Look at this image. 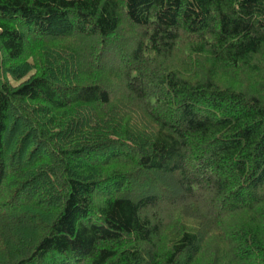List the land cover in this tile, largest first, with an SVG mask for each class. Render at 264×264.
<instances>
[{"label":"trees","instance_id":"1","mask_svg":"<svg viewBox=\"0 0 264 264\" xmlns=\"http://www.w3.org/2000/svg\"><path fill=\"white\" fill-rule=\"evenodd\" d=\"M0 264H264V0H0Z\"/></svg>","mask_w":264,"mask_h":264}]
</instances>
